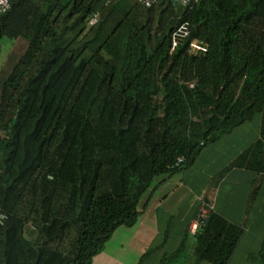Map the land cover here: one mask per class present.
I'll use <instances>...</instances> for the list:
<instances>
[{
	"label": "trees",
	"instance_id": "16d2710c",
	"mask_svg": "<svg viewBox=\"0 0 264 264\" xmlns=\"http://www.w3.org/2000/svg\"><path fill=\"white\" fill-rule=\"evenodd\" d=\"M4 36L15 43L0 70V264H92L155 185L254 115L259 136L230 167L260 188L264 0H12ZM194 38L205 53L188 52ZM241 233L210 210L197 264H228Z\"/></svg>",
	"mask_w": 264,
	"mask_h": 264
},
{
	"label": "crops",
	"instance_id": "0c3cea01",
	"mask_svg": "<svg viewBox=\"0 0 264 264\" xmlns=\"http://www.w3.org/2000/svg\"><path fill=\"white\" fill-rule=\"evenodd\" d=\"M259 126L254 115L204 147L192 166L155 185L139 203L134 224L119 226L92 264H161L165 256V264H197L188 229L207 205L242 229L228 264H255L264 235V177L253 195L256 174L230 163L258 138Z\"/></svg>",
	"mask_w": 264,
	"mask_h": 264
},
{
	"label": "built area",
	"instance_id": "2783aa9c",
	"mask_svg": "<svg viewBox=\"0 0 264 264\" xmlns=\"http://www.w3.org/2000/svg\"><path fill=\"white\" fill-rule=\"evenodd\" d=\"M139 4H141L144 7H151L155 3L158 2V0H136ZM176 5H179L181 7H190L193 2L196 0H173ZM12 0H0V14L5 13L11 5ZM98 20V15L93 14L89 17L88 19V24L93 25L97 22ZM189 35V27H188V22L184 21L180 23V25L172 31L171 34V40H172V45H171V50H173L182 39L187 38ZM207 43L204 41H200L198 39H191L188 45V52L192 54H202L207 51ZM193 81L189 82L188 85L189 87L193 86ZM1 135V131H0ZM211 209V206L207 205L204 206V208L201 209L198 218L190 225V233L195 235L197 232V229L202 226L204 223L206 216L205 214L207 211Z\"/></svg>",
	"mask_w": 264,
	"mask_h": 264
},
{
	"label": "rangeland",
	"instance_id": "374dc122",
	"mask_svg": "<svg viewBox=\"0 0 264 264\" xmlns=\"http://www.w3.org/2000/svg\"><path fill=\"white\" fill-rule=\"evenodd\" d=\"M183 12V9L182 8H177V12H175V16L177 15H180L181 13ZM109 26V25H108ZM113 26V22H112V24H111V26H109V28H111ZM108 31H109V29H108ZM163 33H160V37H161V35H162ZM14 43H15V41L14 40H11V39H9V38H7V37H2L1 39H0V46H1V48H0V70L2 69V67L4 66V64H5V62H6V60H7V58H8V56L11 54V50H12V47H13V45H14ZM149 84H150V79H147V84H146V82L144 81V82H142L140 85H139V88H140V90L141 91H143L144 89H146L148 86H149ZM139 91V90H138ZM140 91V92H141Z\"/></svg>",
	"mask_w": 264,
	"mask_h": 264
}]
</instances>
